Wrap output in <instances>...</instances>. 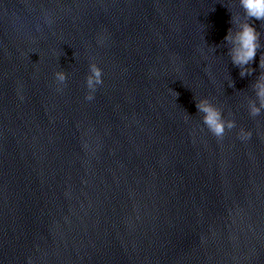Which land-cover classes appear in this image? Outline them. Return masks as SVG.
<instances>
[{
  "label": "water",
  "instance_id": "1",
  "mask_svg": "<svg viewBox=\"0 0 264 264\" xmlns=\"http://www.w3.org/2000/svg\"><path fill=\"white\" fill-rule=\"evenodd\" d=\"M108 0H0V140L95 22Z\"/></svg>",
  "mask_w": 264,
  "mask_h": 264
},
{
  "label": "clouds",
  "instance_id": "2",
  "mask_svg": "<svg viewBox=\"0 0 264 264\" xmlns=\"http://www.w3.org/2000/svg\"><path fill=\"white\" fill-rule=\"evenodd\" d=\"M240 6L244 10L245 16L251 20L255 19L257 21L264 22V0H239ZM233 43L234 47L232 49V59L233 63L239 66L247 65L252 62L256 57V52L259 45V33L256 28L249 22H244L239 26V30L235 33L233 37L231 31L228 36L225 37ZM261 66L264 67V57L261 59ZM91 75L87 78V87L90 90L86 95L87 100H92L93 93L96 90L97 85L103 83L102 81V70L96 64L91 66ZM245 73L242 71L241 75ZM57 78L60 82H64L65 76L63 73H57ZM264 79V78H262ZM258 96L264 102V83L258 82ZM197 109L203 112L204 123L216 137H222L224 134L225 126L224 122L221 120L220 114L212 106H210L206 101H202L197 104ZM259 109L253 107L252 115H258ZM228 128L234 127L232 122L228 123ZM251 137V132H242L240 135L241 139H248Z\"/></svg>",
  "mask_w": 264,
  "mask_h": 264
}]
</instances>
